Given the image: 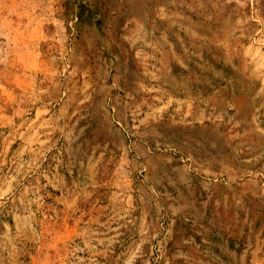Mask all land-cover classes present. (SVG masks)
<instances>
[{
  "label": "rangeland",
  "instance_id": "374dc122",
  "mask_svg": "<svg viewBox=\"0 0 264 264\" xmlns=\"http://www.w3.org/2000/svg\"><path fill=\"white\" fill-rule=\"evenodd\" d=\"M90 4L0 0V255L20 233L4 223L40 213L36 192H22L39 183L20 144L34 125L28 91L65 83L88 94L71 105L87 147L102 155L97 185L118 189L124 205L110 211L122 226L111 222L106 240L93 242L103 256L94 252L92 264H264V98L241 97L244 83L229 81L232 67L213 65L209 52H187L172 32L181 19L163 8L127 19L157 27L139 60L119 5L108 17ZM30 244L25 260L36 257Z\"/></svg>",
  "mask_w": 264,
  "mask_h": 264
},
{
  "label": "crops",
  "instance_id": "0c3cea01",
  "mask_svg": "<svg viewBox=\"0 0 264 264\" xmlns=\"http://www.w3.org/2000/svg\"><path fill=\"white\" fill-rule=\"evenodd\" d=\"M71 1L91 3L92 8L99 4V8L105 7L100 12L108 17L114 14L111 8L117 3L116 14L124 18L120 28L125 34L126 48L135 49L139 60L141 51L155 48L156 37L151 34H155L157 27L129 24L127 19L137 23L146 17H156L158 7L163 8L166 15L181 19L179 29L172 32L182 35L187 52L190 48H195L197 55L209 52L213 65L232 67L229 81L244 83L239 87L241 97L264 98V0ZM120 55L123 64L128 66L126 54ZM190 56L186 57V64ZM87 61L66 59L69 64L80 66ZM81 73L82 70H76L74 75ZM216 76L221 78V74ZM79 87L63 83L54 90L28 91L36 98L35 105L29 107L34 114L28 118L34 125L20 144L27 151V161L35 159L38 163L34 172L39 174V183L37 188H23L22 192H36L40 213L35 219L16 213L12 222L4 223L20 227V233L19 238L13 236L17 244L5 246L3 251L10 256L0 255V264H92L94 252L98 258L103 256V246L95 245L98 250H93V242L106 240L111 222L115 221L116 227L122 226L110 217V211L118 213L124 208L122 198L118 196V189L97 185L102 155L87 147L83 127L78 126V111L71 105V99L88 96ZM34 225L39 227L37 235H34ZM9 237L5 236V240ZM32 241L36 242V257L25 260L22 255Z\"/></svg>",
  "mask_w": 264,
  "mask_h": 264
}]
</instances>
